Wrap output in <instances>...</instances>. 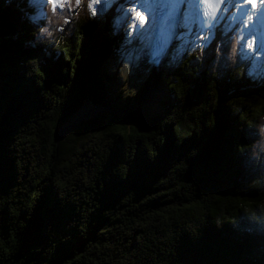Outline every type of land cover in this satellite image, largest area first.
I'll return each mask as SVG.
<instances>
[{"label":"trees","instance_id":"obj_1","mask_svg":"<svg viewBox=\"0 0 264 264\" xmlns=\"http://www.w3.org/2000/svg\"><path fill=\"white\" fill-rule=\"evenodd\" d=\"M42 1L34 26L28 0H0V264H264L253 10L230 0L203 42L166 61L141 128L133 100L102 85L128 30L103 33L94 0ZM87 104L109 113L57 141Z\"/></svg>","mask_w":264,"mask_h":264},{"label":"rangeland","instance_id":"obj_2","mask_svg":"<svg viewBox=\"0 0 264 264\" xmlns=\"http://www.w3.org/2000/svg\"><path fill=\"white\" fill-rule=\"evenodd\" d=\"M28 6L34 10L29 19L30 23L35 26L39 20L45 18L44 9L47 4L42 0H28ZM131 6L132 4L126 0H102L101 4H96V11L99 14L96 22L104 21L107 24V27L102 31L103 33H107V31L110 33L117 32V28L121 32L125 30L129 32L127 37L129 42L116 55L110 54L107 56L106 61L101 62V67L108 77L107 80L102 82V85L110 93L109 97L111 99L116 100V97L124 99L127 96L133 100L135 114L130 116V118L142 128L145 122L144 112L148 111L147 109L149 108H153L155 101L163 94L161 81L157 77L159 76L162 79V76L168 71L165 69L166 61L168 60L171 63L174 61L178 62L182 54L186 52V47H190L196 42H203L211 34L213 26L205 34H200L191 28L190 19L187 21L183 20V26L167 58L156 68H153L147 64L145 66L143 63L144 56L147 55L148 37L145 33L146 24L142 29L135 27L139 21L132 19ZM137 10L143 11L145 14L144 9ZM6 12L5 18L9 20L8 24L11 25L10 17L12 15L7 9ZM251 17V36L248 42L251 47H247L252 57L254 70L262 74V65L264 64V7L259 12L253 10ZM83 108H88V111L90 110L92 113L81 121L109 113V110L102 106L93 107L91 104H87L81 109Z\"/></svg>","mask_w":264,"mask_h":264},{"label":"snow or ice","instance_id":"obj_3","mask_svg":"<svg viewBox=\"0 0 264 264\" xmlns=\"http://www.w3.org/2000/svg\"><path fill=\"white\" fill-rule=\"evenodd\" d=\"M48 4L51 5L53 11L56 10L57 7L63 9L65 5H71L72 0H47ZM76 4H80V0H75ZM102 0H94V3L99 5ZM162 3L167 8V16L172 19L177 27L183 26L180 22L181 20L187 21L190 16H198L201 13L199 11H194L197 8V3L203 4L208 2V0H139V3L133 4L131 17L133 20L139 21L135 27L143 28L144 25L152 19V16H145L143 11H138L137 8L141 3ZM221 4L227 2V0H217ZM240 8L241 11H245L246 7H250L252 10L259 12V10L264 7V0H238V4L236 5ZM157 14L154 10L153 15ZM163 14V13H160ZM245 15L251 19V14L245 12ZM199 38V37H198ZM251 47V44L248 45Z\"/></svg>","mask_w":264,"mask_h":264},{"label":"bare ground","instance_id":"obj_4","mask_svg":"<svg viewBox=\"0 0 264 264\" xmlns=\"http://www.w3.org/2000/svg\"><path fill=\"white\" fill-rule=\"evenodd\" d=\"M126 1L131 3L132 5L139 3V0H126ZM137 9H141V10L144 9L146 17L147 16H152V19L149 20L146 23V29H145V33H146V35L148 37V41H149L151 39V37H152V32H153V29H154V25H153V20H154V16H155V15H153V10L154 9L149 8V7L142 8L140 6ZM175 38H176V36H175ZM147 60H148V54L145 55L144 59H143V63L145 64V66H146V64L149 65ZM151 67H153V66H151ZM91 113H92V111H90V110L88 111V108H83V109L79 110L77 113H75L74 116L62 127V129H61V137H63L67 133L69 128H71L73 125H75L78 121L86 118L88 115H91Z\"/></svg>","mask_w":264,"mask_h":264},{"label":"water","instance_id":"obj_5","mask_svg":"<svg viewBox=\"0 0 264 264\" xmlns=\"http://www.w3.org/2000/svg\"><path fill=\"white\" fill-rule=\"evenodd\" d=\"M9 13H11V17H10V19H11V21L10 22H12L11 23V27L13 28V31H15V29H16V26H17V24H18V22L19 21H21V19H22V12H21V10L19 9V8H17V7H12V8H10V11H9ZM158 78V80H160L161 81V85H163V80L161 79V77H157ZM84 107V106H83ZM82 108V107H81ZM80 108V109H81ZM77 112V111H76ZM75 112V113H76ZM74 113V114H75ZM74 114L72 115V117L74 116ZM71 117V118H72ZM70 118V119H71ZM69 119V120H70ZM81 122V120L80 121H78L75 125H73L71 128H69V130L67 131V133L63 136V137H61V129H60V131H59V133H58V135H57V141H59L60 139H63L64 137H66L72 130H73V128L78 124V123H80Z\"/></svg>","mask_w":264,"mask_h":264}]
</instances>
